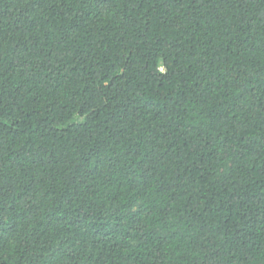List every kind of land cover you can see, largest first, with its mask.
<instances>
[{"label":"trees","instance_id":"obj_1","mask_svg":"<svg viewBox=\"0 0 264 264\" xmlns=\"http://www.w3.org/2000/svg\"><path fill=\"white\" fill-rule=\"evenodd\" d=\"M0 264H264V0H0Z\"/></svg>","mask_w":264,"mask_h":264}]
</instances>
